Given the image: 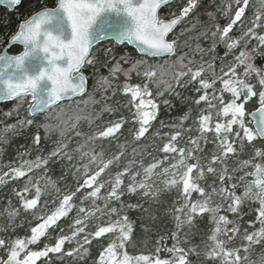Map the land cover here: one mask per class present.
Returning <instances> with one entry per match:
<instances>
[{
  "label": "snow or ice",
  "instance_id": "obj_1",
  "mask_svg": "<svg viewBox=\"0 0 264 264\" xmlns=\"http://www.w3.org/2000/svg\"><path fill=\"white\" fill-rule=\"evenodd\" d=\"M171 3L58 0L55 7H45L19 24L11 42L23 44V51L0 55V101L31 100L25 117L20 116L23 104L0 114L15 118V123L4 124L3 131H22L43 114L40 127L46 134L59 131L60 139L44 155L41 144L47 137H41L38 128L32 145L0 168V186H12L7 207L0 212L9 221L0 226L4 233L0 235V264H88L90 259L92 264H196L201 258L205 264H254L249 259L250 250L264 245V147H255L257 140L264 141V66L255 63L258 57L264 58V0L251 18L247 15L250 0H227L216 13H208L213 23L199 35L211 44L208 48L197 44L193 58L178 55V49L180 37L196 25L181 29L179 34L176 29L200 7V0H184L178 12L162 16V9ZM5 4L20 5L21 0H5ZM218 16L227 22L219 23ZM236 29H241L239 35ZM105 40L133 45L141 58L125 56L106 65L109 73L97 81L102 91L97 101L88 92L89 81L82 70L97 63L92 48ZM219 44L224 46L222 56L217 52ZM104 51L108 54L112 49ZM197 53L199 61L194 58ZM206 54L210 59H204ZM189 87L195 94L191 103L196 116L192 117L193 109L189 108L178 123L160 121L161 129H169L155 132V137L164 141L159 146L163 158H154L146 166L141 162L139 170L134 169L136 161L130 160L113 173L112 167H118L124 155V145L118 144V151L106 158L103 142L119 140L129 123L133 140L146 138L158 120L161 104L171 107L170 100L162 99L165 94L180 96L177 89ZM118 93L124 97L119 106L129 116L110 119L87 134L83 144L71 148L68 131H74L76 138L85 136L78 126L81 120L89 124L92 120L80 115L72 123L63 120L62 103L80 97L85 105L105 102L101 112L115 113L106 101ZM84 96L88 100H83ZM253 100L256 108L249 111L247 105ZM55 109L60 111L53 117ZM51 119L58 123H49ZM190 119L195 128L184 126ZM209 143L211 149L207 148ZM248 146L254 147L253 156L229 168L228 160ZM33 151L37 153L34 157ZM65 161L75 188L66 185L61 189L49 175L52 164ZM249 168L252 170L247 171ZM50 187L56 197L43 199ZM172 191L178 195L169 209L174 220L168 237L171 245L161 237L153 254H130L127 249L133 225L126 210L142 209L143 205L126 203L123 197L139 195L158 203L163 194ZM13 199L18 206L13 205ZM245 205L255 207L246 213ZM21 212L31 219L17 224ZM252 213L255 218L244 226L245 215ZM198 218L201 222L207 219L203 249L192 243ZM64 219L71 221L67 231L60 223ZM25 223L29 225L27 232L20 235L17 229ZM101 238L108 242L93 259V241ZM162 252L167 256H161ZM259 264H264V256Z\"/></svg>",
  "mask_w": 264,
  "mask_h": 264
},
{
  "label": "trees",
  "instance_id": "obj_2",
  "mask_svg": "<svg viewBox=\"0 0 264 264\" xmlns=\"http://www.w3.org/2000/svg\"><path fill=\"white\" fill-rule=\"evenodd\" d=\"M58 0H22V3L19 8H17L14 12H10L7 9L0 7V53L3 49L8 45L10 38L17 32L19 28V24L29 18L31 15L36 13L37 11L44 9L45 7H55L57 5ZM184 0H175L170 6L165 7L161 11L162 16H168L169 12H178L179 6L182 4ZM227 0H200V7L194 11L189 18H187L179 27L176 29L177 34H179L180 30L183 28H192V25H196L191 31L187 32L184 36L180 37V48L178 49V55L188 54L189 58H193L194 50L196 49L197 44H200L201 47L208 48L211 44L210 40L202 39L199 35L200 31L206 27L210 26L212 21H209L208 13H216L217 8L222 4L226 3ZM260 0H250V7L248 9L247 15L249 18L253 16V13L260 9ZM218 21L221 24L226 23V18L223 16H218ZM241 29H236L237 35H239ZM185 41H187V45H185ZM111 48L112 51L108 54L105 53V49ZM22 51V48L18 46L11 47L8 52L10 54H18ZM217 52L222 56L224 53L223 44H219L217 46ZM92 56L96 59L97 63L94 66H85L82 70L85 76L89 81V94L92 95L95 100L100 101L102 91L99 89L97 85V81L100 76H107L109 73V68L106 65L114 64L116 61H119L122 57H129L131 59H139L141 58L137 52L130 48L127 45L119 46L114 44L113 42H105L97 45L93 51ZM177 57H172L171 59H176ZM194 58L199 61V54H195ZM204 59H210L208 54L205 55ZM231 59V58H229ZM219 61H217V64ZM258 66H264V58L258 57L255 61ZM170 78V77H166ZM120 82H123V77L120 78ZM115 83V81H114ZM96 85V90H93V86ZM164 86L161 85V88ZM155 86H153V91H155ZM181 95L175 96L170 94H165L162 99H168L171 102V107H166L161 104L160 114L158 120L154 122V128L150 130L149 134H147L146 138H142L140 141H135L132 138L131 129L132 124L129 123L123 129V135L120 136L119 140L116 141H104L103 148L105 151L106 158L110 156L112 153L118 151L117 145H124L123 152L124 155L120 161L119 166H113L112 172L119 170L125 166L130 160H135L136 164L134 165L135 170H139L141 162L146 166L148 163L152 162L153 159H162L163 154L159 151V146L164 142L160 138L155 137V132L157 130H161L163 132H168V128L161 129L160 121H164L166 124L179 122L180 118L188 112L189 108L193 109L192 117L196 116L195 106L191 103L192 98L194 97V92L191 87L178 88L177 89ZM108 95L111 97V93ZM83 100H88V96H84ZM80 99L74 100L72 102L63 103L61 106L64 109V114L62 116L63 120L68 121L69 123L74 122L75 117L77 115L89 117L92 120V123L89 124L87 120H81L78 129L83 132L85 136L80 138L75 137L74 131H68L67 133V141L71 148H75L77 144H83L85 137L87 134L94 132L98 127L104 126L110 119H116L119 115L129 116V113L126 109L120 107L119 105L124 102V97L121 94H117L115 97L110 98L106 101L107 104L111 105L114 109H116L115 113H104L101 112V108L105 102L93 104L89 102L87 105L80 102ZM29 98H26V101H15L12 103L0 104V114L7 111H14L15 108L19 104H23L20 107V116L25 117L27 115V104L29 103ZM249 111H252L256 108V102L253 100L247 105ZM60 109H55L51 116L55 117L56 113H58ZM37 123L31 127H25L22 131H8L4 132L3 127L4 124H13L15 123V118L7 119L3 115H0V168H4V165L8 164L9 161L14 160L17 157V153L19 151H23L25 147H30L32 145V138L34 134L37 132L39 128V133L41 137H47L42 141L41 144V152L44 155H47L48 152L54 147L55 142L60 139L59 131H53L51 133L46 134L43 127L40 125L44 122V115H40L36 117ZM49 123L56 124L58 121L56 119H51L48 121ZM185 127L195 128L192 119L184 122ZM193 136L196 135L195 131L191 133ZM187 137L180 141L181 144H184ZM6 140L7 143L3 141ZM213 146L211 143L207 145L208 149H211ZM255 147H264V141L257 140L255 142ZM87 150V149H86ZM96 150H100V143L97 142ZM254 147L248 146L245 150L239 155L231 157L228 160L229 168L237 166L239 160L250 159L253 156ZM37 153L35 151L32 152V156L34 157ZM77 159L79 158V154H75ZM255 162H262L260 160H256ZM166 166V165H165ZM6 170V169H5ZM252 169H247V171H251ZM40 175V173H37ZM49 175L52 177L54 181H56V186L63 189L66 185L72 188H75L76 181L72 175V171L70 166L67 164V161L64 163L57 162L52 164L49 168ZM21 184L23 181L20 182ZM211 183V180H209ZM11 185L8 186H0V212L7 207L8 199L11 198ZM177 192L172 191L163 194L160 197V201L157 203L151 200H145L141 198L139 195L135 196H124L123 199L126 203H140L143 205L142 209H130L126 210L129 219L133 225V233L131 242L128 245V251L132 255L145 254L151 255L155 252L157 242L161 237L165 238V243L167 245H171L172 241L168 239L171 231L174 230V220L172 216L169 214V209L172 205V202L177 197ZM56 197V192L53 188H49L45 193L43 199H54ZM13 205H16L15 199L12 200ZM101 203L102 202H98ZM18 206V205H16ZM249 207H255V205H245L244 211L247 213ZM255 213L251 215H245L243 224L247 226V221L249 219H254ZM25 219H31L30 216L21 212V216L17 218L16 223H23ZM106 219V217H105ZM7 216H0V226L8 225ZM34 223V222H33ZM61 226L68 230V226L71 223L70 219H64L61 222ZM207 224V219L203 222L199 220V218L195 221V227L193 228V232L195 235L192 237V243L198 244L203 249L204 244L202 241H206L207 233L205 231V225ZM29 225L24 224L23 228H18L17 232L20 235H24L27 232ZM58 231V230H57ZM4 233L0 232V235ZM57 233L53 232L52 236L55 237ZM49 241L45 240L44 243H48ZM107 239L101 238L100 241H93L91 247V255L94 259L102 246H106ZM240 240L237 239L236 244L238 245ZM161 256H167V253L162 252ZM264 256V245L253 246L249 253L250 261L254 262V264H259L261 257ZM65 264H71L70 261H66ZM88 264H92V259L88 261ZM196 264H205L202 258L200 261H197Z\"/></svg>",
  "mask_w": 264,
  "mask_h": 264
},
{
  "label": "water",
  "instance_id": "obj_3",
  "mask_svg": "<svg viewBox=\"0 0 264 264\" xmlns=\"http://www.w3.org/2000/svg\"><path fill=\"white\" fill-rule=\"evenodd\" d=\"M175 0H172V3L174 2ZM21 3H22V0H21ZM171 3V4H172ZM57 4H58V2H57ZM21 5V4H20ZM20 5H6L5 4V0H0V7H3V8H5V9H7L8 11H10V12H14L17 8H19L20 7ZM41 11H43V10H41ZM38 12H40V11H38ZM37 12V13H38ZM36 14V13H35ZM35 14H33L32 16H30L28 19H31ZM28 19H26V20H28ZM26 20H24V21H22L21 23H23V22H25ZM179 27V26H178ZM18 31H19V28H18ZM17 31V32H18ZM16 32V33H17ZM109 41H112V42H114L115 44H117L116 43V41H114V40H105V41H102L101 43H104V42H109ZM101 43H99V44H101ZM98 44H95L94 46H93V48L95 47V46H97ZM119 46H123V45H126V44H118ZM13 46H19L20 48H22V51H23V44H21V43H19V42H16V43H12L11 42V38H10V40H9V43H8V45L3 49V51L0 53V55H3V54H5V52H7V54L8 55H12V54H10L9 52H8V50L11 48V47H13ZM130 48H132V49H134L136 52H137V50L135 49V47L133 46V45H128ZM93 48H92V50H93ZM21 51V52H22ZM20 52V53H21ZM20 53H18V54H20ZM138 53V52H137ZM139 54V53H138ZM15 55H17V54H15ZM3 86L2 85H0V88H2ZM88 91H89V87H88ZM30 98V97H29ZM77 99H80V97H73L72 98V100L71 101H74V100H77ZM30 100H31V98H30ZM14 101H16L15 99H13V100H9V101H0V104H6V103H11V102H14ZM71 101H65V102H71ZM64 103V102H63ZM40 115H43V114H38L37 116H40ZM36 116V117H37ZM255 119L258 121L259 120V116L257 115L256 117H255Z\"/></svg>",
  "mask_w": 264,
  "mask_h": 264
},
{
  "label": "bare ground",
  "instance_id": "obj_4",
  "mask_svg": "<svg viewBox=\"0 0 264 264\" xmlns=\"http://www.w3.org/2000/svg\"><path fill=\"white\" fill-rule=\"evenodd\" d=\"M13 55V54H12Z\"/></svg>",
  "mask_w": 264,
  "mask_h": 264
}]
</instances>
